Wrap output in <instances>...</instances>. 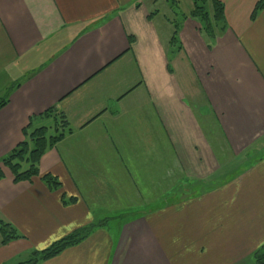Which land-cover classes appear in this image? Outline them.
<instances>
[{"label":"crops","instance_id":"0c3cea01","mask_svg":"<svg viewBox=\"0 0 264 264\" xmlns=\"http://www.w3.org/2000/svg\"><path fill=\"white\" fill-rule=\"evenodd\" d=\"M218 1L209 41L191 0H0V158L30 122L70 130L31 182L0 165L20 236H0V264L88 226L38 264H239L264 246V8Z\"/></svg>","mask_w":264,"mask_h":264},{"label":"trees","instance_id":"16d2710c","mask_svg":"<svg viewBox=\"0 0 264 264\" xmlns=\"http://www.w3.org/2000/svg\"><path fill=\"white\" fill-rule=\"evenodd\" d=\"M193 9L190 12V17L197 19L201 24V30L207 40L213 41L226 29L224 19V9L221 2L218 0H191ZM264 8V0H260L254 7L251 15L253 20L257 13ZM174 41V39H173ZM172 41V42H173ZM6 104V100H0V109ZM54 109L50 108L45 112V115L54 113ZM59 121L54 126V135H50L49 128L39 127L36 129L31 128V122L23 130L24 140L16 148H14L8 155L0 158V165L8 169L12 176L13 182L19 183L22 181L31 182L34 178L39 177L38 163L44 153L54 147L60 142L66 133L67 121L63 114L57 113ZM4 175L0 168V181ZM41 180L50 188L56 189L59 185L57 180L50 175L41 176ZM93 226L81 228L69 234L68 236L54 242L48 248L42 251H35L31 254L30 258L23 263L19 264H38L50 260L64 250L74 247L85 240L90 234ZM0 236L1 244L6 245L12 240L20 238L15 230L7 223L0 220ZM254 261L258 264H264V247L258 249V252L253 255Z\"/></svg>","mask_w":264,"mask_h":264},{"label":"rangeland","instance_id":"374dc122","mask_svg":"<svg viewBox=\"0 0 264 264\" xmlns=\"http://www.w3.org/2000/svg\"><path fill=\"white\" fill-rule=\"evenodd\" d=\"M49 133H51V131H49ZM259 150H261V152H260V154H258L257 156H258V157L261 156V158L264 157V141H262L261 144L259 145ZM258 157L255 158V154H253V155H251L250 157H248V160H251L250 162L252 163V162L257 161ZM113 225H114V224L109 223L108 226L111 227V226H113ZM263 247H264V246H262V248H263ZM258 249H259V248H258ZM258 249L255 251L256 253L258 252ZM260 249H261V248H260ZM255 252H254V253H255ZM254 253H253L252 255H250L249 257H247L246 260L241 261L239 264H258V263L261 261V259H259L260 261H258V262L254 261V257H253ZM263 261H264V259H263ZM22 263H23V262H22ZM18 264H19V263H18Z\"/></svg>","mask_w":264,"mask_h":264}]
</instances>
